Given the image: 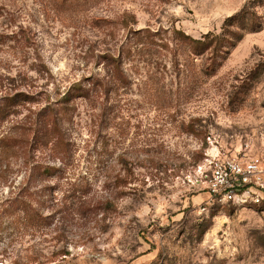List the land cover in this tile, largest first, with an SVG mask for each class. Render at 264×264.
Wrapping results in <instances>:
<instances>
[{
  "label": "rangeland",
  "instance_id": "rangeland-1",
  "mask_svg": "<svg viewBox=\"0 0 264 264\" xmlns=\"http://www.w3.org/2000/svg\"><path fill=\"white\" fill-rule=\"evenodd\" d=\"M246 6L259 30L214 60L177 32ZM9 97L0 264H264V200L207 204L211 159L264 166V0H0Z\"/></svg>",
  "mask_w": 264,
  "mask_h": 264
},
{
  "label": "trees",
  "instance_id": "trees-1",
  "mask_svg": "<svg viewBox=\"0 0 264 264\" xmlns=\"http://www.w3.org/2000/svg\"><path fill=\"white\" fill-rule=\"evenodd\" d=\"M236 26L237 31H233L231 28ZM260 28V22L258 21L257 15L250 11V7L246 6L237 15H234L225 23L223 31L219 34L217 33H207L201 38L196 39L189 35H186L182 31H177L185 36L186 39L190 41L191 50L197 55H207V60H214V58L219 57L221 54L228 51L229 45L235 44L242 37V31H257ZM206 73H209L206 71ZM18 97H25V93H17ZM14 97H9L5 103L0 105V122L5 120L6 116L11 114V107L13 105ZM38 122L42 125L49 123L50 133L48 130H43L42 137L48 138L49 135L60 134V129L58 128V121L56 117L52 115V112H47L46 108L41 109L37 113ZM45 128V126H43ZM24 127L21 124L12 125L9 130L0 137V147L2 152H11L15 154V148L20 147V143L24 142L23 136ZM50 138V137H49Z\"/></svg>",
  "mask_w": 264,
  "mask_h": 264
},
{
  "label": "built area",
  "instance_id": "built-area-1",
  "mask_svg": "<svg viewBox=\"0 0 264 264\" xmlns=\"http://www.w3.org/2000/svg\"><path fill=\"white\" fill-rule=\"evenodd\" d=\"M207 183L210 205L264 200V166L257 157L225 155L211 159Z\"/></svg>",
  "mask_w": 264,
  "mask_h": 264
}]
</instances>
